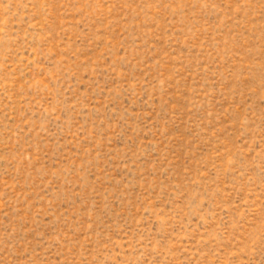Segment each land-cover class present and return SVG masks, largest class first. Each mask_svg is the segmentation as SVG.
<instances>
[{
  "label": "rangeland",
  "instance_id": "rangeland-1",
  "mask_svg": "<svg viewBox=\"0 0 264 264\" xmlns=\"http://www.w3.org/2000/svg\"><path fill=\"white\" fill-rule=\"evenodd\" d=\"M0 264H264V0H0Z\"/></svg>",
  "mask_w": 264,
  "mask_h": 264
}]
</instances>
